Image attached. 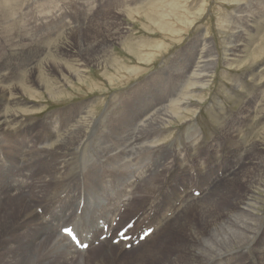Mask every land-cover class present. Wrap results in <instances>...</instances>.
<instances>
[{
	"label": "rangeland",
	"instance_id": "374dc122",
	"mask_svg": "<svg viewBox=\"0 0 264 264\" xmlns=\"http://www.w3.org/2000/svg\"><path fill=\"white\" fill-rule=\"evenodd\" d=\"M203 41L213 52V65L201 88H196L192 85L195 79L191 73L200 66L198 57ZM235 46H239V53H235ZM17 48L21 49L20 53ZM0 61V71H3L0 72V88L3 90L0 107L7 109L5 115L15 114L17 117L8 120L7 126L12 127L15 122H20L16 126L26 124L28 127L23 133L27 135L43 132L47 124L77 110L98 118L106 104L113 101L129 104L130 96H134L136 90L148 92L155 83L153 89L158 86L159 91L148 99L150 102L163 101L167 106L180 101L179 108L186 110L180 114L181 118L171 119L161 134L163 143L177 141L172 148L165 144L161 151L159 146L151 155L145 154L127 162L141 160V166L146 164L147 174L142 178L150 177L147 186L163 182L168 176L174 189L182 184H193L199 192L201 183H204L202 189L208 185L216 186L220 189L218 194L214 193L216 197L209 195L215 200L208 210L213 215L226 209L243 221L242 226L249 230L248 223L256 229L264 221V0H0ZM118 66L129 73L138 68L139 74L131 76L133 79L125 83L117 81L114 71ZM182 70L185 77L174 82L170 76L181 74ZM166 77H170L169 80ZM109 78L117 81L112 87L108 84ZM165 79L168 85L178 84V88L173 90L175 96L161 100L158 98H161ZM168 89L172 91L171 87ZM163 92L167 93L166 90ZM141 97L142 94L134 99L138 102L143 99L141 103L148 101ZM104 135L102 140H110ZM191 135V144L196 145L191 146V154L194 156L195 150L199 152L196 157L188 159L189 165L208 167L201 178L195 171L181 174L173 167L175 159H179V164L185 163L180 159L184 154L182 141ZM223 152L230 156H224L216 170L211 164L219 159L217 154ZM103 168H99L102 174L107 173ZM156 170L158 174L154 175ZM169 171L171 175L167 174ZM24 174L28 175V171ZM259 174L262 184L247 190L249 180ZM116 175L124 178L122 174ZM130 182L132 179L126 180V184ZM25 183L28 184L27 180ZM136 186L139 187V181ZM139 191L143 196L141 189ZM140 192L134 193L135 199L141 197ZM12 193L6 197V207L15 212ZM37 194L42 197L43 191L38 190ZM245 202L248 204L245 213H253L248 218H242L244 214L238 213L241 203ZM127 211L125 216H130ZM208 212L201 215L196 211L189 215L185 211L179 221L180 227L176 224L170 228L171 220L164 230L161 229V238L146 246L153 255H147L143 260L139 259L142 248L134 250L130 256H126L129 254L126 251L117 256L111 248L113 252L107 255L114 264H134L137 261L136 264H205L212 257L242 245L244 253L238 259L232 258L229 264H261L255 252L256 245L255 248L248 247L251 235H240L243 239L240 243L231 239L227 240L228 244L223 240L220 244L214 243L201 224L204 217L208 219ZM221 227L227 228L224 224ZM26 230L22 228L13 236L23 238ZM142 241L144 239L134 237L131 242L137 247ZM9 244L1 249L0 260L6 256L11 258L8 252L13 250ZM97 244L94 242L95 246ZM100 246L96 247L97 250L107 251L104 245ZM88 247L85 243L74 249L85 251ZM91 253L68 259L71 262L80 260L74 264L81 261L93 264L95 257L90 256ZM80 256L83 259H79ZM50 264H56V259ZM103 264L111 263L103 260Z\"/></svg>",
	"mask_w": 264,
	"mask_h": 264
},
{
	"label": "bare ground",
	"instance_id": "6f19581e",
	"mask_svg": "<svg viewBox=\"0 0 264 264\" xmlns=\"http://www.w3.org/2000/svg\"><path fill=\"white\" fill-rule=\"evenodd\" d=\"M14 44L16 45V43ZM12 46L14 45L12 44ZM238 47H234L236 48L234 49L235 53H239ZM142 51L146 50L142 49ZM200 52L201 55L198 57L201 61L198 63L200 66L191 73L195 79L194 82L192 81V85L196 88H201L207 77V71L213 65L211 56L213 52L207 46L206 41L202 42ZM12 53L14 56L16 55L13 50ZM26 68L28 67L26 66ZM117 69L114 71L117 81L120 80L123 83L133 79L131 76L139 74L138 68L131 70L130 73L123 67L118 66ZM202 72L205 74L202 75ZM20 74L22 75V72ZM184 74L185 71L182 70L181 74H174L170 77L175 82L185 77ZM170 77L166 78L169 80ZM77 79L78 81L81 80L78 76ZM117 81L111 79L108 84L111 86ZM154 81L158 82V79H154ZM162 83L161 98L158 99L167 100L175 96L173 90L178 88V84L175 86L168 85L166 79ZM154 85L148 92L136 90L135 95L130 96L129 104L122 101L106 104L104 111L98 118L94 119L88 112L77 110L71 115H62L56 121L52 120L53 122L47 124L43 132H37L34 135L23 133L28 127L25 123V126H16L20 122H15L13 126L11 125L12 127H8V120L13 118L16 120L17 117L14 116L15 114L12 116L5 115L7 109L4 106L0 107V251L5 249L9 243L13 250L8 252L11 258L2 257L0 264H17V262L18 264H50L55 259L56 264H66L71 262L69 259L72 260L79 255L83 256L89 251L92 252L90 256L95 257L93 264H103V260H110V263L114 264L111 256L107 255L110 251L113 252V249L117 256L125 251L129 252L126 256H130L134 250L139 248H142L139 253H143L139 255V259H144L147 255H153L146 250V246H150L161 238L159 235L161 229L165 228L171 220L170 228L176 224H181L179 221L185 211L189 215L200 211L202 215L208 212L209 208H212L215 200L209 195L214 196V193L215 195L219 193L220 189L216 186L208 185L202 189L204 183H201L199 192H196V187L193 184H182L179 188L175 187L174 189L171 187L170 176L165 178L163 182L158 184L156 182V184L147 186L150 177L147 178L148 175H146L142 178L143 174L146 173L144 169L146 164L141 166V160H132L136 166L127 162L133 158L138 159L139 156L145 154L151 155V152L157 151L154 148L157 149L159 146H161L159 150L161 151L165 144L168 148H172L177 141L171 140L163 143L164 137L161 134L166 129V125L171 123V119L174 117L176 120L181 118V113L185 109L179 108L180 101L174 102L173 105V102L170 101L172 103L167 104V106L163 101L156 104L150 102L148 99L153 98L159 91L158 86L153 89ZM164 87L165 89H163ZM169 87L172 88L171 92H169ZM162 90H166L171 95L162 93ZM1 93L3 90L0 88ZM141 94V98L148 101L144 100L145 102L141 103L143 99L139 98L141 99L139 102L134 99ZM1 100L0 95V105L3 104ZM194 126L196 125L194 124ZM104 133L110 137V140H102ZM192 136L182 141L184 154L180 159L185 163L179 164V159H175L173 167L177 168L181 174L195 171L197 177L201 178L208 167L203 164L200 168H194L188 163L199 152V150H195L194 156L191 154V146L193 148L196 146L191 144ZM217 155H219V159L217 158L218 160H214L211 164L216 170L219 169L216 166L221 164L222 158L230 156L227 152ZM100 167H104L103 169L109 173L104 172L102 174L103 171L99 169ZM127 169L131 170L122 173ZM25 171H28V175L24 174ZM157 172L158 170L153 174L157 175ZM112 173L122 174L124 178L120 179ZM167 174L171 175V171ZM131 179L132 182L126 184V180L130 181ZM156 179L158 180V178ZM261 179L260 174L259 176L254 175L247 183V190L256 189L262 184ZM26 180L28 184L25 183ZM137 181H139V187H135ZM31 182L36 183L32 184ZM140 189L143 196L139 191ZM38 190L43 191L42 197H38V194L35 195ZM12 192L16 193L13 194ZM135 192L136 195L140 192L141 197H138V200L135 199ZM11 193L14 196L13 204L15 206H12L13 208L16 207L15 212L6 207V197ZM196 195L198 197H195ZM242 197H245V194ZM242 197L238 199V202L241 201ZM161 198H163L162 201ZM185 204L187 205L185 206ZM241 205L242 208L238 213L244 214L242 218L253 215V213H245L248 207L246 202L241 203ZM126 210L130 216H125ZM207 217L208 219L204 217L201 224L214 243L220 244L223 240L225 244H228V239L234 243H240L243 240L240 235H251L249 237L251 240L247 241L248 247L255 248L256 245L257 257L261 264H264V221L260 222L256 229L248 223L246 226L251 229L249 230L242 226L243 221H239L226 209L218 215L208 212ZM222 217L225 220H222ZM223 224L227 227L226 229L221 227ZM105 226L108 227L106 233L103 232ZM22 228H27L26 233L22 235L23 238H19L21 236L14 237ZM65 229H69L71 232L69 233ZM194 232L193 234L196 236ZM11 234L12 236L14 234L12 239H10ZM134 237L138 240L143 238L144 241L139 243L137 247H133L131 241ZM94 242H98L97 246L94 245ZM85 243L89 245L85 251L74 249ZM103 245L107 251L97 250L96 247ZM127 247L129 250H126ZM241 248L242 245H236L234 249L212 257L205 264H217V262L218 264L223 262L229 264L232 258L238 259L240 258L239 255L244 253ZM82 256L79 259H83ZM117 256L115 257L117 258ZM76 261L78 260L71 263L74 264ZM121 261L123 260L121 259ZM79 264L86 263L81 261Z\"/></svg>",
	"mask_w": 264,
	"mask_h": 264
},
{
	"label": "snow or ice",
	"instance_id": "6c2138e0",
	"mask_svg": "<svg viewBox=\"0 0 264 264\" xmlns=\"http://www.w3.org/2000/svg\"><path fill=\"white\" fill-rule=\"evenodd\" d=\"M65 231H67V232H69V233L71 232V230H69V229H65Z\"/></svg>",
	"mask_w": 264,
	"mask_h": 264
}]
</instances>
